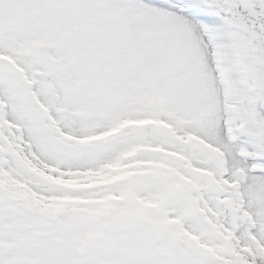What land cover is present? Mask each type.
<instances>
[{"label":"snow or ice","instance_id":"snow-or-ice-1","mask_svg":"<svg viewBox=\"0 0 264 264\" xmlns=\"http://www.w3.org/2000/svg\"><path fill=\"white\" fill-rule=\"evenodd\" d=\"M0 264H264V0H0Z\"/></svg>","mask_w":264,"mask_h":264}]
</instances>
